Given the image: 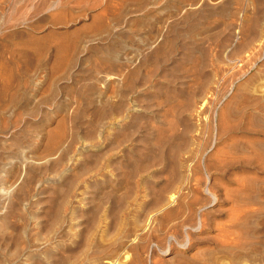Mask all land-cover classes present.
<instances>
[{
    "label": "rangeland",
    "instance_id": "1",
    "mask_svg": "<svg viewBox=\"0 0 264 264\" xmlns=\"http://www.w3.org/2000/svg\"><path fill=\"white\" fill-rule=\"evenodd\" d=\"M27 1L0 0V264H264V0Z\"/></svg>",
    "mask_w": 264,
    "mask_h": 264
},
{
    "label": "bare ground",
    "instance_id": "2",
    "mask_svg": "<svg viewBox=\"0 0 264 264\" xmlns=\"http://www.w3.org/2000/svg\"><path fill=\"white\" fill-rule=\"evenodd\" d=\"M28 1H30V0H28ZM28 1H27V2H28ZM0 5H1V4H0ZM2 10H3V9H2ZM2 10H1V11H2ZM1 11H0V19L2 20L3 16H2ZM39 44H40V43H39ZM59 51H60V50L58 49V52H59ZM61 51H62V50H61ZM168 215H170V213H168Z\"/></svg>",
    "mask_w": 264,
    "mask_h": 264
}]
</instances>
